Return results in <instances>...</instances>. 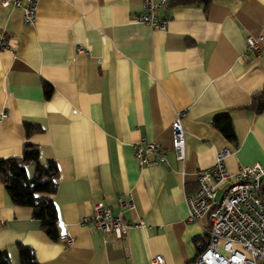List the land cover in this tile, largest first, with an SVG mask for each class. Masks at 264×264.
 <instances>
[{"label":"crops","instance_id":"0c3cea01","mask_svg":"<svg viewBox=\"0 0 264 264\" xmlns=\"http://www.w3.org/2000/svg\"><path fill=\"white\" fill-rule=\"evenodd\" d=\"M140 1L37 0L29 24L20 9L0 5V159L19 156L26 140L36 144L39 163L57 168V240L0 183V248L10 264H19L17 242L38 264H148L154 254L162 264H183L208 225L205 214L187 218L184 197L196 187V170L220 148L228 149L230 174L253 162L264 167V106L243 108L264 82V0L164 2L155 11L166 19L162 28L134 20ZM246 35L258 37V51L245 49ZM226 110L231 141L210 123ZM176 112L183 162L171 151ZM23 122L41 130L25 136ZM139 138L161 146L168 167H138L132 144ZM24 169L30 176L34 163ZM259 192L264 207V177ZM117 196L130 207L118 208ZM94 200L139 224L121 238L99 232L80 221Z\"/></svg>","mask_w":264,"mask_h":264},{"label":"built area","instance_id":"2783aa9c","mask_svg":"<svg viewBox=\"0 0 264 264\" xmlns=\"http://www.w3.org/2000/svg\"><path fill=\"white\" fill-rule=\"evenodd\" d=\"M166 0H141L140 13L134 20L152 27L162 28L166 19L157 18L155 11ZM37 0H0L1 6L11 5L20 9L21 20L32 22ZM4 34H0V46H4ZM256 36L246 35L244 46L247 51H258ZM180 112L169 123L171 151L176 160L183 162L185 157L184 130L179 120ZM5 112L0 111V119ZM227 148L214 152L213 162L195 172V189L184 197L187 218L194 219L205 214L208 225L193 242L195 252L183 264H264V207L257 191L264 177V167L257 162L242 165L230 174L223 164ZM132 155L138 167L157 163L168 167L164 149L154 141L139 138L132 144ZM227 181L217 196V188ZM118 208L130 207V201L117 196ZM90 223L99 232H110L121 238L126 229L139 223L128 222L120 211L112 212L111 207L99 200L91 203V212L80 218ZM70 242L71 237H63ZM162 257L154 254L148 264H162Z\"/></svg>","mask_w":264,"mask_h":264},{"label":"trees","instance_id":"16d2710c","mask_svg":"<svg viewBox=\"0 0 264 264\" xmlns=\"http://www.w3.org/2000/svg\"><path fill=\"white\" fill-rule=\"evenodd\" d=\"M211 0H166L167 5L201 4ZM47 91L44 90V94ZM264 106V82L250 93L248 103L243 107L252 112H259ZM211 125L227 140H234L233 127L229 111L215 113L210 118ZM24 135L41 130L35 123H22ZM34 163L33 173H25V165ZM57 168L50 160L37 161V146L30 141H23L19 156L0 159V183L12 204L27 207L31 217L37 220L38 229L50 240H57L55 209L51 194L55 190ZM259 197L261 192L258 193ZM19 264H38L30 247L16 243ZM0 264H10L6 251L0 248Z\"/></svg>","mask_w":264,"mask_h":264}]
</instances>
